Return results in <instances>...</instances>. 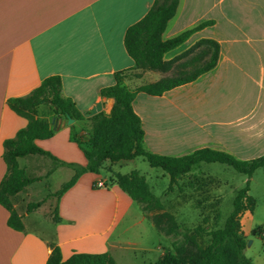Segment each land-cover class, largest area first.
Masks as SVG:
<instances>
[{"label":"crops","instance_id":"crops-1","mask_svg":"<svg viewBox=\"0 0 264 264\" xmlns=\"http://www.w3.org/2000/svg\"><path fill=\"white\" fill-rule=\"evenodd\" d=\"M154 3L0 0V183L7 172L3 144L28 125L27 119L9 108L10 98L27 96L46 78L59 76L63 95L85 119L69 125L67 116H57L51 106L41 105L38 116L55 133L37 144L62 161L85 166L87 160L72 139L73 130L86 139L92 132L90 118L111 113L115 101L103 91L117 83L116 75L122 73L125 84L137 89L166 77L192 74L211 59L212 46H197L201 40L220 46L213 69L161 96L137 94L133 108L142 121L146 148L173 157L202 148L225 151L241 160L264 156V0H179L164 40L213 23L165 55L167 61H174L168 72L136 68L124 43L127 30ZM122 163H110L109 178L114 172L122 173L114 168ZM19 164L40 180L15 199L24 231L9 227V212L0 205V264H47L51 241L61 248L64 260L75 252L112 255L116 249L139 245V241L113 240L120 224L130 223L124 229L127 232L143 226L147 218L117 185L93 188L95 182H107L101 174L85 173L56 201L52 213L50 209L42 217L49 196L55 197L75 172L42 155L20 158ZM58 174L64 178L54 188L52 179ZM41 188L47 194L39 200L43 204L28 213V204L35 202L32 198L42 193ZM56 207L60 222L53 219Z\"/></svg>","mask_w":264,"mask_h":264},{"label":"trees","instance_id":"trees-1","mask_svg":"<svg viewBox=\"0 0 264 264\" xmlns=\"http://www.w3.org/2000/svg\"><path fill=\"white\" fill-rule=\"evenodd\" d=\"M178 7L179 0H155L148 14L127 30L124 43L136 68L170 71L174 61H167L165 55L185 42L192 33L213 23L212 21L202 23L174 38L164 40L163 34L168 22L176 15ZM199 45L212 46L213 51L210 61L192 74L166 77L137 89H130L125 84V77L122 73L116 75L117 83L103 91L104 96L111 97L115 101L111 113H99L90 118L92 132L86 139L73 130L72 139L79 145L87 160L85 166L62 161L37 144V140L50 139L55 133L50 123L39 118L38 108L41 105L51 106L57 116L69 115L75 120L85 119L76 104L63 95L62 80L59 76L46 78L27 96L10 98L7 102L9 108L27 119L28 125L19 130L14 138L7 139L3 144V159L7 172L0 183V205L9 212V227L17 231L25 230L23 216L15 207V199L29 185L40 180V177L30 176L20 166V158L42 155L61 166L74 170L72 178L54 194L57 200H60L83 174H100L107 162L115 164L141 157L151 167L162 169L168 174L171 186L190 176L203 164L219 163L249 178L246 186L237 192L233 201V209L223 226L208 231L209 243L207 245H200L191 238L174 240L172 242L174 252H165L154 264H255L245 254L248 241L243 232L241 216L246 211L253 213L255 210L256 200L249 194L250 180L259 169L264 168V156L241 160L228 152L212 148L198 149L181 157L154 153L145 146L142 121L133 108V102L140 92L151 96H161L178 86L196 80L199 75L213 69L219 60V44L213 40H201L197 43V46ZM97 183H94L93 188H98ZM110 185H117L133 201L137 202L146 218L151 210L162 209L160 200L152 194L147 180L138 171H132L129 174L114 173L109 178V183H104L106 188ZM42 204L43 201L29 203L27 212H32ZM53 219L55 222L61 221L58 207L54 210ZM160 223L157 221L159 228ZM255 232L264 238L262 227H258ZM49 247L51 254L47 264H118L109 252H75L64 260L61 248L55 242H49Z\"/></svg>","mask_w":264,"mask_h":264},{"label":"rangeland","instance_id":"rangeland-1","mask_svg":"<svg viewBox=\"0 0 264 264\" xmlns=\"http://www.w3.org/2000/svg\"><path fill=\"white\" fill-rule=\"evenodd\" d=\"M85 137L82 135L83 139ZM123 162L114 168L122 173H141L147 180L152 194L160 200L162 209L151 210L143 226H134L127 232H124V229L130 223L124 222L117 226L113 240L139 241L138 246L113 251L112 255L118 264H154L165 252H174L172 242L179 238H191L200 245H207L208 231L223 226L233 209L237 192L246 186L249 179L227 165L213 163L203 164L190 176L171 186L168 174L162 169L151 167L145 159L139 157L132 163ZM109 166L110 163H106L100 173L102 179H108L107 184ZM63 178L61 174L55 175L51 183L53 187L55 188ZM250 184L249 194L255 198L256 206L252 214L241 216L243 232L248 241L245 254L255 264H264V238L255 232L258 227L264 229V168L254 174ZM41 190L42 193L35 195L32 201H39L47 195L43 188ZM48 199L50 201L44 206L45 214L40 213L42 217L48 216L50 209L52 213L57 201L56 197L49 196ZM135 206L141 208L137 202ZM141 210L143 211L142 208ZM31 218L27 219L28 224L31 223ZM157 221L161 222L160 228Z\"/></svg>","mask_w":264,"mask_h":264},{"label":"water","instance_id":"water-1","mask_svg":"<svg viewBox=\"0 0 264 264\" xmlns=\"http://www.w3.org/2000/svg\"><path fill=\"white\" fill-rule=\"evenodd\" d=\"M67 119H68V124L71 125L75 122V119H73L71 116H67Z\"/></svg>","mask_w":264,"mask_h":264},{"label":"built area","instance_id":"built-area-1","mask_svg":"<svg viewBox=\"0 0 264 264\" xmlns=\"http://www.w3.org/2000/svg\"><path fill=\"white\" fill-rule=\"evenodd\" d=\"M97 186L100 188V187H104V182H102V181H99L98 183H97Z\"/></svg>","mask_w":264,"mask_h":264}]
</instances>
